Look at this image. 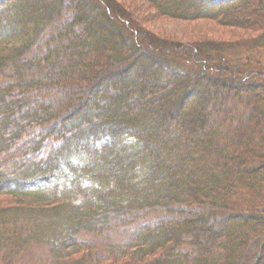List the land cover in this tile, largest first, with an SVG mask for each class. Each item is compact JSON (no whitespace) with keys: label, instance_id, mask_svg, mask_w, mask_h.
Segmentation results:
<instances>
[{"label":"trees","instance_id":"16d2710c","mask_svg":"<svg viewBox=\"0 0 264 264\" xmlns=\"http://www.w3.org/2000/svg\"><path fill=\"white\" fill-rule=\"evenodd\" d=\"M98 1L102 19L74 26L79 0H0V264H264V0H146L251 34L178 53L124 47L102 23L132 22ZM95 25L128 52L119 78L98 70L52 124L21 114L19 79L56 74L58 33L79 45Z\"/></svg>","mask_w":264,"mask_h":264},{"label":"rangeland","instance_id":"374dc122","mask_svg":"<svg viewBox=\"0 0 264 264\" xmlns=\"http://www.w3.org/2000/svg\"><path fill=\"white\" fill-rule=\"evenodd\" d=\"M67 1L68 0H64L61 4H66L67 7H70L72 4H69ZM79 1L88 4V6H90V12L88 16H82L78 21H74L75 19L73 18L74 20L71 22L72 25L78 26L84 24L86 18H89V15L91 14H94L97 17L99 16L100 20L102 19L101 15L106 10L98 0ZM108 3L115 12L119 11V14L120 12L125 14L126 18L132 22L133 34H130L132 30H129V26H126V24L124 25L123 21H120L121 23H115L113 21V23L112 21L107 20L108 22H103L102 24L108 27H113V24H115L123 35V37L120 36V41L125 44L124 47H128L129 49L132 42L137 41L139 43V40L140 42L142 40L145 47L148 45V49L155 52L156 47L152 41L156 40L162 41L163 45L168 47H158L157 49L159 51H162V53H172L174 51L175 53L177 52V48L173 45L177 43L190 45L204 42L206 40L217 42L240 41L241 43H244L246 39L251 37V34L248 32L223 29L212 22H182L164 18L157 14L146 0H108ZM70 8L72 9V6ZM115 15L118 16V14H114V16ZM75 17L77 18V16ZM65 30L60 31L58 36L62 40H67L68 46L61 45L58 47L57 51L68 50L70 47L71 53L64 58L62 57L60 62L56 61L60 64L56 74L50 77H38L35 80H32V84H29L26 78L25 80L19 79V82L23 81L22 83L26 87L23 94L27 95L26 97L30 104L29 108L25 107L24 110L19 108V110H23L21 114L25 115L28 119L31 116L45 119L41 125L52 124L57 115L64 110L61 111L62 107H70V105L73 106L76 104L77 100L75 99H78V94L77 92H74V90L78 87V90L82 89L81 86L88 87L91 83L90 81H92L93 77H95L100 71L107 73L109 77L119 78L115 75L117 70H114L119 66L116 64L114 65V62L118 63V61L122 60L126 53H128H121L119 49V40L109 37L99 38L93 33H90L92 35L87 34L90 31H100V25H95L93 28H90L89 26L85 33H80L83 40L79 45L74 43V40L71 39V34ZM137 31L146 33L148 37L137 33ZM52 33L55 34L54 31ZM135 33H137V35H135ZM73 38L75 39L76 37ZM150 42L153 45L150 44ZM98 43L103 44L99 47L96 46ZM135 44L137 43L135 42ZM93 46H95L94 52ZM260 58L261 60H264V54ZM33 61L35 63L39 62H36L35 60ZM112 65L115 67H112ZM26 74L28 75V72L22 71L21 73L22 76H26ZM45 98L49 99V101L46 102ZM1 113H14V110L6 111L4 109ZM49 121H51V123H49ZM261 122L262 121H260V123ZM12 131L14 132L15 130ZM248 136L252 138L249 131ZM2 205H4V207L8 205V198H0V206Z\"/></svg>","mask_w":264,"mask_h":264}]
</instances>
